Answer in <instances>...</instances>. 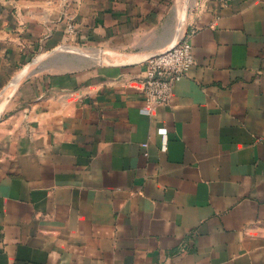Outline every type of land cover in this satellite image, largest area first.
I'll use <instances>...</instances> for the list:
<instances>
[{"label":"crops","instance_id":"crops-1","mask_svg":"<svg viewBox=\"0 0 264 264\" xmlns=\"http://www.w3.org/2000/svg\"><path fill=\"white\" fill-rule=\"evenodd\" d=\"M181 14L0 0V264H264V0ZM190 29L148 114L145 61Z\"/></svg>","mask_w":264,"mask_h":264},{"label":"built area","instance_id":"built-area-1","mask_svg":"<svg viewBox=\"0 0 264 264\" xmlns=\"http://www.w3.org/2000/svg\"><path fill=\"white\" fill-rule=\"evenodd\" d=\"M75 26L68 25V32ZM194 29L183 33L178 42L164 51L158 52L145 61V75L142 80L141 95L143 110L151 114L157 106L169 102L174 85L185 77L194 64L190 37Z\"/></svg>","mask_w":264,"mask_h":264},{"label":"rangeland","instance_id":"rangeland-1","mask_svg":"<svg viewBox=\"0 0 264 264\" xmlns=\"http://www.w3.org/2000/svg\"><path fill=\"white\" fill-rule=\"evenodd\" d=\"M198 0H177V5L182 9L181 18L178 24H186V18L195 9Z\"/></svg>","mask_w":264,"mask_h":264}]
</instances>
